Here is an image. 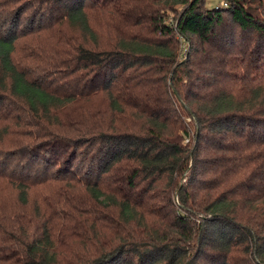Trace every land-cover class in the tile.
I'll list each match as a JSON object with an SVG mask.
<instances>
[{"label":"trees","instance_id":"obj_1","mask_svg":"<svg viewBox=\"0 0 264 264\" xmlns=\"http://www.w3.org/2000/svg\"><path fill=\"white\" fill-rule=\"evenodd\" d=\"M0 0V264H264V0Z\"/></svg>","mask_w":264,"mask_h":264},{"label":"rangeland","instance_id":"obj_2","mask_svg":"<svg viewBox=\"0 0 264 264\" xmlns=\"http://www.w3.org/2000/svg\"><path fill=\"white\" fill-rule=\"evenodd\" d=\"M207 2H208V4L209 5H216L217 3H218V1L217 0H207Z\"/></svg>","mask_w":264,"mask_h":264}]
</instances>
